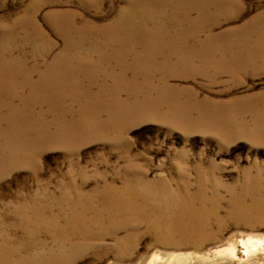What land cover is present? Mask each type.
<instances>
[{
    "label": "rangeland",
    "instance_id": "obj_1",
    "mask_svg": "<svg viewBox=\"0 0 264 264\" xmlns=\"http://www.w3.org/2000/svg\"><path fill=\"white\" fill-rule=\"evenodd\" d=\"M231 262L264 264V0H0V264Z\"/></svg>",
    "mask_w": 264,
    "mask_h": 264
},
{
    "label": "bare ground",
    "instance_id": "obj_2",
    "mask_svg": "<svg viewBox=\"0 0 264 264\" xmlns=\"http://www.w3.org/2000/svg\"><path fill=\"white\" fill-rule=\"evenodd\" d=\"M24 157V160H25V162L27 163V164H31V165H37L36 164V162H33V163H31L30 162V160H31V158H32V156L31 155H25V156H23ZM173 209V208H172ZM184 211V210H183ZM182 211V212H183ZM178 219V218H177ZM178 221H181L180 219H178ZM205 256H207V255H205ZM233 262H231L230 264H232ZM226 264H228V263H226Z\"/></svg>",
    "mask_w": 264,
    "mask_h": 264
}]
</instances>
